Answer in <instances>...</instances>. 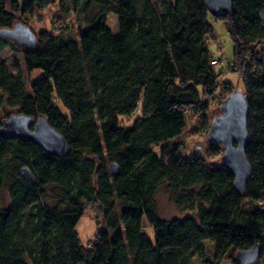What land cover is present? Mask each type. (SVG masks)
<instances>
[{
  "label": "trees",
  "instance_id": "obj_1",
  "mask_svg": "<svg viewBox=\"0 0 264 264\" xmlns=\"http://www.w3.org/2000/svg\"><path fill=\"white\" fill-rule=\"evenodd\" d=\"M54 1L13 2L9 11L0 0V28L21 23L15 11L23 15ZM77 1L83 24L75 37L40 31L33 33L35 46L24 49L0 39V49L22 53L25 72H39L25 86L19 65L11 74L0 63L6 106L34 119L43 115L68 146L59 157L30 141L0 137V192L8 200L6 207L0 201V264L209 262L205 239L213 242L214 260L237 264L235 252L254 245L264 255V0H231L224 18L212 17L228 24L234 56L228 67L239 74L247 103L244 155L251 175L244 196L221 161L185 157L173 141L185 113L204 117L207 98L217 91L219 74L205 45L212 35L205 1ZM108 13L116 16L115 31L106 24ZM223 86L225 98L233 85ZM111 162L117 175L107 171ZM24 166L34 183L20 176ZM161 184L187 216L157 215ZM87 203L101 207L103 225L85 247L74 227Z\"/></svg>",
  "mask_w": 264,
  "mask_h": 264
},
{
  "label": "rangeland",
  "instance_id": "obj_2",
  "mask_svg": "<svg viewBox=\"0 0 264 264\" xmlns=\"http://www.w3.org/2000/svg\"><path fill=\"white\" fill-rule=\"evenodd\" d=\"M5 8L11 11V5L14 2L18 7L26 0H4ZM79 1V0H78ZM77 1V2H78ZM80 6L74 5L72 0H55L53 3L46 6L44 9L34 8V10L20 14L15 11L14 16L16 21H20L22 24H26L28 28L37 34L40 31H48L54 34H61L63 37H75L77 27L79 24H83L81 21V15L78 11ZM262 10V16L264 19V8ZM106 24L112 30H116V16L113 13H108ZM207 22L212 26V35L205 37V45H207L209 57L218 61V64L214 66L217 76L218 86L216 93L207 98L208 106L203 117L199 112H186L184 127L181 133L175 135L173 141L178 142L180 150L183 156L202 157L207 162L218 164L220 162V154L222 153V147H217L211 143L209 136L207 135L209 122L211 119L218 117L220 114V104L224 98L226 91L224 88V82H228L233 85V91L242 92L243 86L239 78V74L233 73L229 70L228 65L233 60V44H231L230 35L227 32L228 24L221 19H214L212 16H207ZM0 63H4L7 66L9 73L14 74V63L19 65L22 75L24 76V84L27 85L28 81L38 76L39 72L33 71L27 73L24 71L22 65V53L20 51H11L7 46L0 49ZM227 95V94H226ZM13 115L16 111L6 106L3 95L0 91V121L5 119V114ZM5 116V117H4ZM130 119H122L124 125H128L131 122ZM171 193L165 185H159L155 191L154 204H156L157 215L163 219L182 218L188 215L189 211L182 207L176 206L171 197ZM1 206L6 207L8 204L7 194L5 190L0 192ZM83 214L79 217L74 230L78 233L79 241L83 246H89L88 244L93 242V239L103 225V218L101 207L96 203H87L83 206ZM147 236L153 239V234L150 230L147 231ZM203 245L207 248L209 262L206 258L194 257L192 258V264H220L227 260H214L211 257L213 249V242L210 240H203ZM258 264H264V255H260Z\"/></svg>",
  "mask_w": 264,
  "mask_h": 264
},
{
  "label": "water",
  "instance_id": "obj_3",
  "mask_svg": "<svg viewBox=\"0 0 264 264\" xmlns=\"http://www.w3.org/2000/svg\"><path fill=\"white\" fill-rule=\"evenodd\" d=\"M207 12L213 17L224 18L229 12L231 0H204ZM9 40L18 48H32L35 46V36L30 29L16 23L12 28H0V39ZM247 103L241 92L233 91L225 97L220 104V114L210 121L207 131L212 143L222 146L220 154L221 164L229 170L233 176V188L236 192L246 195V184L251 175V167L248 164L244 150L248 139L247 127ZM0 137L17 139L21 138L34 143L48 155L62 157L68 150L63 136L54 130L43 115L35 119L22 113L10 115L0 121ZM107 171L111 175L118 174V166L111 162ZM19 174L29 184L34 183V176L27 167H21ZM260 246L254 245L246 250L235 252L237 264H258L260 258ZM220 264H233L225 260Z\"/></svg>",
  "mask_w": 264,
  "mask_h": 264
},
{
  "label": "built area",
  "instance_id": "obj_4",
  "mask_svg": "<svg viewBox=\"0 0 264 264\" xmlns=\"http://www.w3.org/2000/svg\"><path fill=\"white\" fill-rule=\"evenodd\" d=\"M210 64H211L212 66H215V65L218 64V61H216V60H215V61H211Z\"/></svg>",
  "mask_w": 264,
  "mask_h": 264
}]
</instances>
